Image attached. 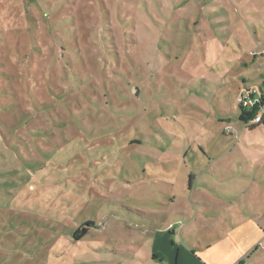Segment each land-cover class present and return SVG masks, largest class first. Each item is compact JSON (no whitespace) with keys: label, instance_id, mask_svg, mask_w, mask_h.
Returning <instances> with one entry per match:
<instances>
[{"label":"rangeland","instance_id":"1","mask_svg":"<svg viewBox=\"0 0 264 264\" xmlns=\"http://www.w3.org/2000/svg\"><path fill=\"white\" fill-rule=\"evenodd\" d=\"M262 56L264 0H0V264H166L264 205Z\"/></svg>","mask_w":264,"mask_h":264},{"label":"crops","instance_id":"2","mask_svg":"<svg viewBox=\"0 0 264 264\" xmlns=\"http://www.w3.org/2000/svg\"><path fill=\"white\" fill-rule=\"evenodd\" d=\"M245 205L242 215L226 213V222L212 225L209 233H203L199 241L195 233L185 235L177 245L174 255L165 254L166 264H264V205ZM151 221V220H150ZM153 221V220H152ZM145 223V226L169 228L158 221ZM179 222V221H178ZM157 235V234H156ZM122 253V252H121Z\"/></svg>","mask_w":264,"mask_h":264},{"label":"built area","instance_id":"3","mask_svg":"<svg viewBox=\"0 0 264 264\" xmlns=\"http://www.w3.org/2000/svg\"><path fill=\"white\" fill-rule=\"evenodd\" d=\"M236 102L242 110L252 112V122L254 124H260L263 121L264 94L261 93L260 99L255 98L254 93L240 96Z\"/></svg>","mask_w":264,"mask_h":264},{"label":"trees","instance_id":"4","mask_svg":"<svg viewBox=\"0 0 264 264\" xmlns=\"http://www.w3.org/2000/svg\"><path fill=\"white\" fill-rule=\"evenodd\" d=\"M264 57V56H262ZM262 94H264V88L260 90ZM239 120L246 126L248 125L249 121L252 120V112L244 111L241 109V113L239 114ZM260 124L256 125L259 126ZM256 126L250 128L251 130L254 129ZM224 135V133H223ZM226 135V134H225ZM94 226L92 223L87 222L82 224L73 234V240L75 242H79L82 240L85 236L88 235L89 228Z\"/></svg>","mask_w":264,"mask_h":264},{"label":"water","instance_id":"5","mask_svg":"<svg viewBox=\"0 0 264 264\" xmlns=\"http://www.w3.org/2000/svg\"><path fill=\"white\" fill-rule=\"evenodd\" d=\"M263 86H264V82H263Z\"/></svg>","mask_w":264,"mask_h":264}]
</instances>
